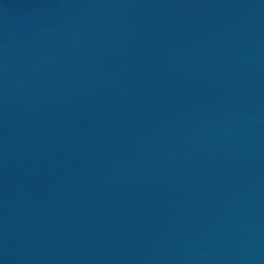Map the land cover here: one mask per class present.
<instances>
[{
    "label": "water",
    "instance_id": "1",
    "mask_svg": "<svg viewBox=\"0 0 264 264\" xmlns=\"http://www.w3.org/2000/svg\"><path fill=\"white\" fill-rule=\"evenodd\" d=\"M0 264H264V0H0Z\"/></svg>",
    "mask_w": 264,
    "mask_h": 264
}]
</instances>
